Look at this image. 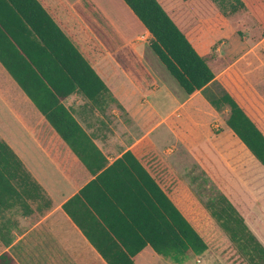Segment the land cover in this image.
Listing matches in <instances>:
<instances>
[{"label": "trees", "instance_id": "16d2710c", "mask_svg": "<svg viewBox=\"0 0 264 264\" xmlns=\"http://www.w3.org/2000/svg\"><path fill=\"white\" fill-rule=\"evenodd\" d=\"M122 1L150 33L149 52L186 97L214 80L206 60L158 0ZM209 1L224 17L245 8L242 0ZM247 5L264 29V0H249ZM94 15L101 17L96 9ZM0 64L80 162L96 174L62 208L106 264H136L146 247L174 264L205 253L207 243L169 198L175 183L163 187L130 151L107 166L91 137L62 104L75 92L98 104L109 91L40 0H0ZM211 104L229 108L227 127L264 168V134L255 116L230 93ZM51 207L42 186L0 140V212L20 209L29 217ZM208 208L232 242L228 262L242 264L246 258L249 264H264V246L232 203L219 193ZM0 264L16 262L3 252Z\"/></svg>", "mask_w": 264, "mask_h": 264}, {"label": "crops", "instance_id": "0c3cea01", "mask_svg": "<svg viewBox=\"0 0 264 264\" xmlns=\"http://www.w3.org/2000/svg\"><path fill=\"white\" fill-rule=\"evenodd\" d=\"M40 2L62 30L70 35L79 51L108 88L109 93L104 95L98 104L89 103L76 92L62 101V104L72 112L74 118L105 157L107 166L130 151L140 163L147 167L146 169L151 175L161 180L163 187L171 188L174 182L173 177L163 169L157 156V152L160 153V151L154 140L150 138L163 122L174 134V138L169 144L171 147L166 151H173L172 146L176 148L180 145L189 149V135L195 139L193 146L198 151L205 153L214 154L220 149L222 142L225 144V148H230L236 142L242 144L227 127L226 120L218 129L220 132L213 131L214 126L211 124L217 123L219 126V111L222 107L215 109L211 101L217 98H209L206 91L218 81L227 89V92L235 96L234 84L229 79V74H236L238 80L243 79L240 74H244L248 79L251 78L253 64L249 65L248 63L243 67L241 63L244 58L249 60L253 54L260 62L264 61V35L262 33L258 34L254 44L247 46L243 49L244 52L236 55V58L231 60L230 65L223 72L216 73L214 80L202 90L189 97L180 95L178 91L175 94L167 92L166 94L170 96H168L169 103L167 110L162 114L156 104L150 103L148 100L149 96L157 97L162 92L160 84L154 80L151 90L150 87L138 84L140 82L137 79L138 74L132 73L131 69H125L119 60V55L126 54V48L132 54L137 55L139 48L144 45L132 43L131 38H127L121 31L123 27L120 23L114 21L111 24L110 22V17H112L109 16L110 12L116 14L117 11L123 10L122 6L125 3L122 0H40ZM160 4L162 5V2ZM94 9L104 18V23L94 18ZM167 13L171 14L168 9ZM131 14L134 16L132 12ZM80 21L83 24L78 27L87 32L88 38V43L84 40L81 48L72 34L76 22ZM178 23L179 29L190 41L192 38H189L190 36L187 34L189 28L182 22ZM145 34L150 35L146 30ZM218 50L216 54H218ZM136 58L140 59L137 56ZM128 59L130 58L128 57ZM118 74L129 79L132 87L122 89L115 85L112 78L118 77ZM144 92L148 93V96L144 95ZM0 100L9 106L25 125L26 130L30 132L34 142L37 143L41 154L49 160L48 162L54 166L56 172L54 181L45 185L41 176L26 165L13 146L0 139L17 154L52 202V207L43 215L32 214L29 217H23L20 222H13L16 226L2 230L7 236V239L0 243L2 253L7 252L16 264H106L62 208L63 204L94 180L96 174H92L80 162L1 64ZM132 101L134 102L133 106L138 111H142L145 116L143 117L141 112L136 115V118L140 115L141 122L144 123L143 132L139 135L132 134L133 115H135L132 107L129 106ZM144 103H147L146 106ZM140 108H144V110H140ZM124 115L131 121L130 124L124 123ZM179 127L182 130L179 129L180 132L176 133L174 128ZM202 130L203 133H201ZM168 134L171 138V134L169 132ZM226 139H229V142L225 143ZM190 150L192 151V149ZM147 248L149 247L145 249Z\"/></svg>", "mask_w": 264, "mask_h": 264}, {"label": "rangeland", "instance_id": "374dc122", "mask_svg": "<svg viewBox=\"0 0 264 264\" xmlns=\"http://www.w3.org/2000/svg\"><path fill=\"white\" fill-rule=\"evenodd\" d=\"M248 1L242 0L245 8L227 17H224L218 7L209 0H161L160 2L162 5L164 4L163 7H167L171 13L169 15L178 26V22H182L189 28L187 34L190 36L189 38H192L190 42L193 47L206 60L212 72L220 74L230 65L231 60L236 58V55L244 52L243 49L247 46L254 44L259 33L264 35V29L257 23L247 5ZM125 7V5L122 6L123 10L117 11L116 14L110 12L109 16H112L110 22L111 24L114 21L120 23L123 27L121 31L127 38H131L132 43L144 45L139 48L137 55L132 54L126 48V54L119 55V60L125 69H131L132 73L138 74L137 79L140 81L137 82L138 84L150 87V90L153 88L154 80L160 84L162 92L157 97L149 96L148 100L150 103L156 104L158 110L164 114L170 97L166 93L175 94L178 91L180 95L184 94L155 56L148 51L149 41L144 42L140 39L142 35L147 37L145 28L138 19L132 16L130 9ZM167 9L165 10L167 11ZM96 18L104 20L102 17ZM76 23L78 25L76 24L72 34L81 48L84 40L88 43L87 32L78 27L83 24L81 21ZM217 49H219L218 54H216ZM248 63L249 65L253 64L250 79L246 78L244 74H240L242 80H238L236 74H229V79L237 89L236 98L250 112V115L252 113L251 116H255V123L259 124L264 134V61L260 62L253 54L249 60L244 58L241 65L244 67ZM112 81L122 89L132 87L130 80L121 74L112 78ZM239 85L242 87L240 88ZM226 93L229 92L218 81L206 91L211 99L221 97ZM144 95L148 96V93L144 92ZM144 104L146 106L147 103ZM133 105V101L129 103L135 112L132 134L139 135L143 132L144 123L141 122V116L136 118V115L138 112L143 115V112L138 111ZM144 108H140V110H144ZM228 109L227 106H222L219 111V126L217 123L211 124L214 126V132H220L218 129L227 119ZM143 117L145 116L143 115ZM123 121L126 124L131 123L126 115L123 116ZM179 129L182 130L179 127L174 128V131L179 133ZM184 131L187 130L184 129ZM168 132L171 134V138ZM188 137L190 138L188 139L189 149L180 145L176 148L172 146L173 151H166L171 147L169 144L174 138V134L169 131L164 122L150 136L160 151V153L157 152V156L163 169L169 176L177 178L169 193L170 199L208 246L205 253L191 260L186 259L182 264H230L226 253L232 246V242L212 216L208 204L216 198L217 194L224 195L264 246V168L239 142L231 145L230 148H225V144L222 142L220 149L212 154L198 151L193 146L195 139L191 135ZM0 139L13 146L26 165L41 176L45 185L54 181V177H56L54 166L41 154L37 143L34 142L30 132L26 130L17 115L1 100ZM227 141L229 142V139L224 140L225 143ZM22 218L20 209L0 212V243L7 239L2 230L16 226L13 222L18 223ZM0 253H2L1 244ZM135 262L136 264H174L170 259L157 255L151 248L145 249L136 256ZM242 264H249V262L245 258Z\"/></svg>", "mask_w": 264, "mask_h": 264}, {"label": "built area", "instance_id": "2783aa9c", "mask_svg": "<svg viewBox=\"0 0 264 264\" xmlns=\"http://www.w3.org/2000/svg\"><path fill=\"white\" fill-rule=\"evenodd\" d=\"M140 39H141V40H144V42H148V41H150L151 37H150V35H147V37H145V36L142 35V36L140 37Z\"/></svg>", "mask_w": 264, "mask_h": 264}]
</instances>
